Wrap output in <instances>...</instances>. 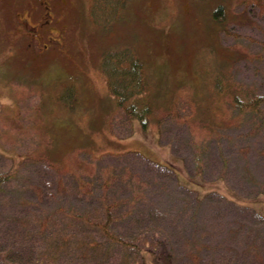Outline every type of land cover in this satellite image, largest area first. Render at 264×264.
I'll use <instances>...</instances> for the list:
<instances>
[{
  "label": "rangeland",
  "instance_id": "obj_1",
  "mask_svg": "<svg viewBox=\"0 0 264 264\" xmlns=\"http://www.w3.org/2000/svg\"><path fill=\"white\" fill-rule=\"evenodd\" d=\"M251 2L65 0L42 55L0 10V264L152 263L162 237L174 264H264V102L231 96H264ZM124 48L145 64L142 118L102 64Z\"/></svg>",
  "mask_w": 264,
  "mask_h": 264
},
{
  "label": "trees",
  "instance_id": "obj_2",
  "mask_svg": "<svg viewBox=\"0 0 264 264\" xmlns=\"http://www.w3.org/2000/svg\"><path fill=\"white\" fill-rule=\"evenodd\" d=\"M251 5L261 8L262 5H264V0H253V2L250 3V6ZM225 11L226 10L224 4H220L213 12L214 18L217 19V17H219L222 13L224 15ZM105 57V62L103 61L102 64H105L103 66L108 69L107 73L109 77V90L115 94L117 102L122 105L129 117L138 116L142 118L145 111L150 112L151 110V105L148 100L150 98L148 88L149 81L146 78L144 62L140 59V57L134 50H131L129 48H124L121 51L114 53L108 52L105 54ZM107 57L109 58L108 60ZM106 62L109 64L106 65ZM239 88L240 87H236L231 94V96L233 97L232 104H234V106H237V108H239L240 110L246 106L257 112V106L260 103L264 102V96L253 95L252 98H248L247 101H244L242 97H239ZM127 102H130L129 106L125 104ZM157 165L161 169H163V173L168 170V172L166 173L167 177H171V171L174 173L175 177H177V174L172 167H166L160 164ZM177 185L187 188V186H184L181 183H177ZM193 191L197 192V190L187 188V192L191 193ZM216 194L218 193H216L215 191H211L203 194L202 196L195 195L189 201H193L194 205H196V208H200L204 205V203L210 202L209 198L218 196ZM183 199L187 200L186 197H184ZM243 207L245 208L246 206ZM253 211L257 213V217L260 218L261 230L264 231V215L259 214L255 209H253ZM165 238L166 237L156 239L157 248L150 249L148 251H156L157 253L153 252L154 259L152 263H150L144 256V264H174L173 253L169 248V245L165 242Z\"/></svg>",
  "mask_w": 264,
  "mask_h": 264
},
{
  "label": "flooded vegetation",
  "instance_id": "obj_3",
  "mask_svg": "<svg viewBox=\"0 0 264 264\" xmlns=\"http://www.w3.org/2000/svg\"><path fill=\"white\" fill-rule=\"evenodd\" d=\"M65 5V0H0V10L18 12L15 21L24 45L40 55L63 42L64 29L57 12Z\"/></svg>",
  "mask_w": 264,
  "mask_h": 264
}]
</instances>
